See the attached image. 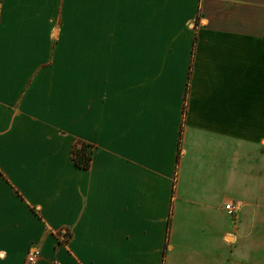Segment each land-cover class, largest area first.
<instances>
[{"label": "crops", "instance_id": "0c3cea01", "mask_svg": "<svg viewBox=\"0 0 264 264\" xmlns=\"http://www.w3.org/2000/svg\"><path fill=\"white\" fill-rule=\"evenodd\" d=\"M31 246L264 264V0H0V264Z\"/></svg>", "mask_w": 264, "mask_h": 264}, {"label": "trees", "instance_id": "16d2710c", "mask_svg": "<svg viewBox=\"0 0 264 264\" xmlns=\"http://www.w3.org/2000/svg\"><path fill=\"white\" fill-rule=\"evenodd\" d=\"M91 145L87 143H78L72 149V158L75 165L82 169H88L92 157Z\"/></svg>", "mask_w": 264, "mask_h": 264}, {"label": "built area", "instance_id": "2783aa9c", "mask_svg": "<svg viewBox=\"0 0 264 264\" xmlns=\"http://www.w3.org/2000/svg\"><path fill=\"white\" fill-rule=\"evenodd\" d=\"M225 209L229 215H234L236 206L232 203H227ZM40 256V250L36 246H31L23 264H37L38 258Z\"/></svg>", "mask_w": 264, "mask_h": 264}]
</instances>
